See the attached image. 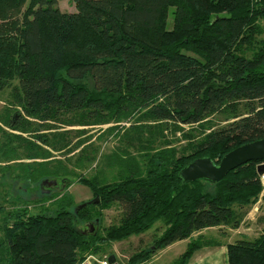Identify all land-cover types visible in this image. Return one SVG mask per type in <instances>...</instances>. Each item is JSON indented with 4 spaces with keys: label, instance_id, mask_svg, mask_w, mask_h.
Here are the masks:
<instances>
[{
    "label": "trees",
    "instance_id": "16d2710c",
    "mask_svg": "<svg viewBox=\"0 0 264 264\" xmlns=\"http://www.w3.org/2000/svg\"><path fill=\"white\" fill-rule=\"evenodd\" d=\"M72 1L75 11L64 12L57 0H0V178L33 189L77 177L93 198L75 209L67 192L35 200L0 181V264H80L157 223L150 246L126 263L190 238L172 263L186 264L210 242L193 233L238 228L263 192L264 160L215 183L183 184L179 172L264 137V0ZM216 114L226 123L215 126ZM102 125L115 146L91 175H76L69 157L56 154L80 147L75 169L92 165L98 151L82 140L72 148L66 127ZM113 205L121 214L103 226ZM87 222L93 231L77 227ZM227 253L228 264H264V220L259 235L229 243Z\"/></svg>",
    "mask_w": 264,
    "mask_h": 264
},
{
    "label": "rangeland",
    "instance_id": "374dc122",
    "mask_svg": "<svg viewBox=\"0 0 264 264\" xmlns=\"http://www.w3.org/2000/svg\"><path fill=\"white\" fill-rule=\"evenodd\" d=\"M56 5L59 7L61 11L64 12H72L75 11V6L72 0H57ZM168 11V27L171 25V20H172V14H171V8ZM88 83L89 88H92V81L90 78H86L85 81ZM6 96V93L0 94V114L5 107L4 105V97ZM241 111L243 109L241 108ZM213 124H216L215 126L223 125L226 123L225 115L224 114H216L213 116ZM57 127H59L58 124H54ZM108 125H102V126H94V127H79V126H70L66 127V130L68 132V140L70 141V146L73 148L75 144L78 141H83L82 146L86 145L87 146V151L90 152L91 149H96L97 152V159L92 163H88L86 167L84 168H75L74 169V164L76 161V158L78 157L79 154V148L73 150L69 154L64 155L65 152L63 153H58L56 154L57 157L64 158V157H69L70 159V164L69 168L73 169L76 175L81 174L83 176H89L91 175L92 167L97 163H100V160L102 156L109 152L113 146H115L116 138L112 134H109L105 129L107 128ZM183 129H187V126H184ZM57 130V129H56ZM63 130V129H60ZM105 130V131H104ZM78 131H81L80 134H78ZM175 138L177 141L174 142L175 145H182L184 143V140L181 138V136L176 134V136L172 137ZM264 163V161H263ZM0 181L4 182L9 186V191L13 189L14 193H20L24 192L27 189L28 193H32L31 198L36 199H43V194L47 195H52L54 192H61L59 194V197L63 195V193L67 192L70 194L73 198V207L78 204H82L83 202L89 201L90 199L93 198L92 192L87 188L86 186H83L82 184L78 183V178L69 176V179L67 180H62L61 178H57V184L54 186H47V185H39L37 187H34L33 189H28L29 185L24 183V182H13L12 179L9 178L8 174L4 175L3 177L0 178ZM262 182H263V192L262 195L260 196L259 200L252 205L250 208L247 210V215L243 219L242 223L237 229H230L229 233L232 235V238H240L242 236L247 237V238H254L257 235L260 234L261 229H262V221L264 220V179L262 177ZM55 187V188H54ZM41 192V193H40ZM27 193V195H28ZM30 195V194H29ZM34 199H31L32 201ZM40 203L36 205V203L30 204V210L32 212L38 211ZM41 206L49 208L47 211L48 214L53 213L55 207L52 205V200H46V201H41ZM257 207V210L254 211L253 208ZM103 220H102V225L107 226L115 221L118 220L120 214H121V208L119 206L113 205L110 209H106L103 211ZM159 224L157 223L154 225L152 228L144 232L143 234H140L138 236H131L128 239L115 242L111 248L109 249L112 251L113 254L117 256V259L121 263H126L127 259L129 256L142 249L145 248L147 249L148 246L152 243V240L156 235L159 233ZM81 230H86L88 229L87 226L83 224H78L77 226ZM96 227V226H95ZM94 227V228H95ZM228 226H224L222 229H227ZM213 231L212 233H215L217 230H210ZM184 244H181L180 247L182 248ZM178 248H173L171 253H168L165 255L163 261H166L168 259H174L177 255ZM157 253L154 252L151 254V256L148 257L147 260L144 262H141L139 264H159L157 262V259L155 254ZM98 258L99 256L96 255Z\"/></svg>",
    "mask_w": 264,
    "mask_h": 264
},
{
    "label": "water",
    "instance_id": "95a60500",
    "mask_svg": "<svg viewBox=\"0 0 264 264\" xmlns=\"http://www.w3.org/2000/svg\"><path fill=\"white\" fill-rule=\"evenodd\" d=\"M258 160H264V137L246 142L232 149L231 151L227 152L219 162H214L209 157H200L194 159L180 170L179 177L181 178L183 184L197 179H204L206 181L215 183L220 181L229 171L237 168L238 166L249 161ZM257 170L259 175L264 177L263 162L257 166ZM41 184L54 186L57 184V181L54 179H44L42 180ZM85 204L86 203H82L75 207V209H78ZM85 226L88 228L86 229V232L94 230V224L92 222L85 223ZM107 259L113 264L115 262V255L109 254Z\"/></svg>",
    "mask_w": 264,
    "mask_h": 264
},
{
    "label": "crops",
    "instance_id": "0c3cea01",
    "mask_svg": "<svg viewBox=\"0 0 264 264\" xmlns=\"http://www.w3.org/2000/svg\"><path fill=\"white\" fill-rule=\"evenodd\" d=\"M253 210L256 211L257 207H254ZM223 227L224 226L209 227L193 233L192 238H195L198 235H203L210 242L193 251L186 264H228L227 245L238 239L232 238L229 230L237 228L228 227L227 229H222ZM214 229L217 231L212 233L213 231L210 230ZM189 241L190 238L178 240L159 249L155 254V256H157V262L159 264H172L179 255L185 251ZM181 244H184L182 248L180 247ZM173 248L179 249L176 253L177 256L172 260L168 259L167 262L163 261L165 255L171 253ZM115 257L117 258L116 255Z\"/></svg>",
    "mask_w": 264,
    "mask_h": 264
},
{
    "label": "built area",
    "instance_id": "2783aa9c",
    "mask_svg": "<svg viewBox=\"0 0 264 264\" xmlns=\"http://www.w3.org/2000/svg\"><path fill=\"white\" fill-rule=\"evenodd\" d=\"M107 256L103 257H96L94 255H89L86 257L84 261H82L80 264H112L108 261ZM113 264H127V263H121L118 261V259L115 257V262Z\"/></svg>",
    "mask_w": 264,
    "mask_h": 264
},
{
    "label": "bare ground",
    "instance_id": "6f19581e",
    "mask_svg": "<svg viewBox=\"0 0 264 264\" xmlns=\"http://www.w3.org/2000/svg\"><path fill=\"white\" fill-rule=\"evenodd\" d=\"M263 179H264V177H263Z\"/></svg>",
    "mask_w": 264,
    "mask_h": 264
}]
</instances>
